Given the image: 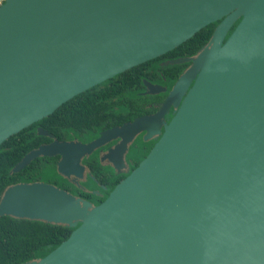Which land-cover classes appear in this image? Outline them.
<instances>
[{
  "label": "water",
  "instance_id": "1",
  "mask_svg": "<svg viewBox=\"0 0 264 264\" xmlns=\"http://www.w3.org/2000/svg\"><path fill=\"white\" fill-rule=\"evenodd\" d=\"M216 22L196 56L169 62H191L156 117L174 115L105 200L92 205L44 182L4 190L0 216L73 228L22 264H264V0H4L0 144ZM140 122L89 144L40 145L11 172L59 155L58 171L73 173L80 157Z\"/></svg>",
  "mask_w": 264,
  "mask_h": 264
},
{
  "label": "trees",
  "instance_id": "2",
  "mask_svg": "<svg viewBox=\"0 0 264 264\" xmlns=\"http://www.w3.org/2000/svg\"><path fill=\"white\" fill-rule=\"evenodd\" d=\"M237 24V23H236ZM217 25L209 24L190 39L164 55L137 65L121 74L98 84L62 104L51 115L12 135L0 144V198L4 190L18 183H32L47 180L55 173L56 157H39L32 160L19 172L12 168L31 150L52 139L68 140L69 131L89 133L107 128L110 117L127 114L135 106L130 100L139 98L135 87L142 84L143 68L153 62L172 60L195 55L210 39ZM235 26V25H234ZM234 26L232 30L234 29ZM187 64L165 66L163 70L176 69L178 74ZM41 127L51 136L37 133ZM102 197H82L94 205L106 199L118 181L100 182ZM88 188H98L96 182L88 179ZM73 228L37 220L0 216V264H22L38 260L68 238Z\"/></svg>",
  "mask_w": 264,
  "mask_h": 264
},
{
  "label": "flooded vegetation",
  "instance_id": "3",
  "mask_svg": "<svg viewBox=\"0 0 264 264\" xmlns=\"http://www.w3.org/2000/svg\"><path fill=\"white\" fill-rule=\"evenodd\" d=\"M232 28L227 36L231 33ZM208 41L193 56H196L207 45ZM170 61L153 62L143 68L141 74L145 75V77L142 78V84L134 88L139 98L130 100L135 107L127 114L110 117L108 123L113 124L107 128L97 129L89 133L83 131L74 134L69 131V139L65 141L89 144L110 129L121 128L125 124L141 120L142 122H140L135 131L124 130L115 137H109L108 140L96 147L90 154L80 157L79 168L74 169L73 173H68V170H72L68 167L65 168L66 173H60L58 171V163L61 157L59 155L51 156L56 157L54 163L55 173L51 174L47 180L39 182L54 185L76 197L82 198L87 196L102 197L101 189L104 190L105 186L100 183L101 181H118L119 183L126 178L148 155L162 136L165 125L169 123L174 115L175 110L171 107L166 113L156 117L175 82L189 68L191 62L182 63L187 64L186 67L176 74L174 73L177 72L176 69L163 70L165 66L173 65L169 63ZM151 87L157 88V92H153ZM54 140L56 139H52V141ZM88 179L96 182L98 188H88L86 185ZM89 202L94 205L93 202Z\"/></svg>",
  "mask_w": 264,
  "mask_h": 264
},
{
  "label": "built area",
  "instance_id": "4",
  "mask_svg": "<svg viewBox=\"0 0 264 264\" xmlns=\"http://www.w3.org/2000/svg\"><path fill=\"white\" fill-rule=\"evenodd\" d=\"M4 2V0H0V5Z\"/></svg>",
  "mask_w": 264,
  "mask_h": 264
}]
</instances>
